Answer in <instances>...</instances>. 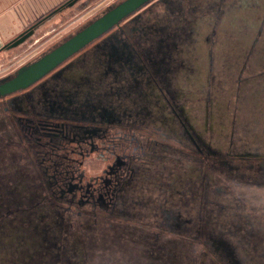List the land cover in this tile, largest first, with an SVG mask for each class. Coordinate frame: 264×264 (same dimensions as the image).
I'll return each instance as SVG.
<instances>
[{
	"label": "flooded vegetation",
	"instance_id": "1",
	"mask_svg": "<svg viewBox=\"0 0 264 264\" xmlns=\"http://www.w3.org/2000/svg\"><path fill=\"white\" fill-rule=\"evenodd\" d=\"M230 44L223 63L238 68L235 94L238 102L249 99L251 106L243 108L247 114L242 118L223 116L225 103L214 97L211 83L216 46L228 49ZM204 91L205 116L200 106ZM226 123L231 129L225 152L218 144ZM239 127L256 133L236 139ZM262 144L264 0H153L28 89L0 99V235L17 227L36 240L39 225L29 224L22 209L18 212L25 220L15 218L20 223L9 227V206H18L24 192L34 194L24 183L25 168L47 160L42 172L50 200L67 203L64 212L85 215L88 225L99 223V211L114 218L153 217L155 240L162 237L168 248L164 234L182 237L196 228L190 203L201 198L203 183L208 192L213 185V206L228 211L227 223L247 225L246 211L264 215ZM11 147L20 151L19 181L9 172ZM94 154L106 167L102 176L88 179L81 166ZM207 169L221 171L230 185L215 187L214 179L200 182L201 171L206 175ZM208 192L204 190V197ZM81 206L91 210L80 211ZM30 214L35 216L30 222H37L36 205ZM247 234L254 238L248 241H264L262 231ZM244 238L237 242L243 245ZM213 242L231 264H243L235 242L215 232ZM221 243H227L231 257ZM242 254L250 256L249 251Z\"/></svg>",
	"mask_w": 264,
	"mask_h": 264
},
{
	"label": "rangeland",
	"instance_id": "2",
	"mask_svg": "<svg viewBox=\"0 0 264 264\" xmlns=\"http://www.w3.org/2000/svg\"><path fill=\"white\" fill-rule=\"evenodd\" d=\"M120 1L122 0H89L87 4L89 7L88 10L84 14H80L78 11L79 17H76L78 14L75 15V13H66L67 15H64L65 17L62 15V17L58 16L54 19V24H59L55 28L56 30L46 31L51 29H46L47 26H38L35 28L32 36L22 45L11 51L0 52V78L14 74V72L23 65L36 60L55 45H58L70 35L76 33L80 28L92 20L95 15H100L106 9ZM75 4L71 7H74ZM68 16H70L71 19H69ZM17 36L18 35L6 36L5 38L0 36V39L3 37L1 40L4 43H8ZM220 46H216L214 51L217 61L213 66V81L211 82L213 84V94L214 97L223 100L225 103L223 109L224 117H231L235 113V115H238V118H242L243 112L247 114V110L243 108L251 107L248 105L250 101L249 99L243 101L240 99V102H238V95L235 94V87L238 84L239 77L238 68L232 70L223 63V58H226L225 55L230 51L233 45L230 44L228 49ZM207 78L208 75L204 74L202 83L204 86L209 84L206 81ZM251 81L254 82L255 80L252 79ZM243 87L242 85L240 91H242ZM240 96L244 97L246 94H240ZM206 98L207 94L206 91H204L202 93L200 105L203 116H205V108L207 105ZM226 126L227 127L221 129L223 139L222 143L218 144L223 150L225 149V152L228 144V141H225L226 134L228 135L231 129L230 123H226ZM240 129L241 127H239L238 131L235 133L236 139L246 137L250 132L256 133L252 130L247 132ZM260 146L262 149L264 148V144ZM189 148H186V151H188ZM19 152L20 151L17 149L10 148L12 162L10 163L9 172L13 171L12 176L18 179V181L21 179V163L16 161V156L20 154ZM76 158L79 157L77 156ZM25 163H27V161ZM44 163L46 165L49 164L48 160L46 162L42 161L41 163L35 161L31 163V166L29 165V167L25 168V176L27 178L24 183L26 187L30 186L31 192H34L35 195L24 192L25 195L22 198V202L19 204L20 206H9L10 213L8 217L10 221L9 227H11V223L12 225L20 223L19 221H15V218H20V221L29 218L27 220L29 224L39 225V234L36 236V240H34L33 234L22 229L18 230L16 227L8 230L9 233H5V235L2 236L0 235V264H101V261L109 259L107 257L112 258L114 261L112 264H231V259H227L224 254H222V249L216 250L218 244L213 242V232H215L216 235L222 233V236L227 240L229 239L235 242L234 244L237 245V250L242 260L239 258L237 259L242 261L243 264H264V241L258 239L248 241L249 238H254L250 237L248 234L246 235L247 232L255 234L257 231H262L264 235V215H261L259 212H256L255 215L252 213L251 215L249 212L252 211H246L245 213H248L250 216L246 221L248 222L247 225L243 223L241 227H237L233 222L227 223L226 212L228 211L225 209L220 210V207L213 206V185H209V192L207 189L201 187V198L198 197L197 203H190L191 214L198 222L196 228H194V226L193 229L189 228V230L183 232L182 237L173 235L171 232L164 234L169 240L165 242L168 247L166 248L165 245L161 243L164 241L162 237L159 241L155 240V234L158 228L154 224H151V222L155 221L153 217H148L147 220L142 221V218L133 219L132 217L135 216L131 217V215L121 214L117 218H114L115 216L113 214L99 211V216L102 218L98 220L99 224L96 225L92 220V224L88 225L85 221L86 219H84L85 215L80 218V216L77 215L70 216L69 213H72L71 211L69 213L64 212V209L68 208L70 205L60 200L52 202L49 198L48 193L50 188L47 187V178L44 172H42L44 171ZM35 167L37 171H39L38 174L41 177V181L37 180L39 176H35L36 174L34 175L32 173ZM105 167L104 161H101L98 155L94 154L91 155L86 162L84 161L81 166V171H83L89 179L102 176ZM19 168L20 175L18 173ZM201 172L203 181L200 180V182L214 179L215 183L218 181L215 187L223 188L230 185L224 180V174H221V171L216 173L207 169L205 170L206 175L204 171ZM72 183L76 184L77 181H73ZM38 184L40 186H36ZM9 185L10 187L14 186L12 182L9 183ZM204 190L208 192L205 197L203 194ZM77 194H80V192ZM30 195L33 197L29 198ZM14 196L15 195L11 194L10 198ZM57 197L60 198L59 193H57ZM16 202L18 203L17 200ZM35 205L38 210V221L31 223L30 221L33 220L35 216L34 214L31 215L30 212L35 210ZM137 208L145 212L144 208L139 206ZM21 209L24 211L23 216L25 219L19 215L18 211ZM72 209L75 210V206H73ZM47 210H51L52 212ZM79 210L85 212V210L91 209L81 206ZM199 210L201 211V218L197 220ZM216 211H219L222 215H218ZM188 218L189 217L186 216V219ZM50 219L55 220L51 222V226L56 233L46 236L43 230L44 224L46 222L49 223ZM242 221L245 222V220ZM21 224L25 226L24 223ZM187 225L192 226L191 224ZM99 226H102V228L99 229ZM47 227L48 224L45 228ZM75 231L78 232V235H74L77 237L76 240L72 239V236H70V233L72 234ZM231 234H237V236ZM194 236H197V239L194 238ZM243 236L245 237L244 239H247V242L240 245L237 241L238 238L242 239ZM42 239L45 240L41 242ZM68 239H70V242H68ZM63 245L66 246L65 250H62ZM254 248L258 250L256 251ZM245 251H249V257L246 254H242ZM68 257H71L73 261L71 262Z\"/></svg>",
	"mask_w": 264,
	"mask_h": 264
},
{
	"label": "water",
	"instance_id": "3",
	"mask_svg": "<svg viewBox=\"0 0 264 264\" xmlns=\"http://www.w3.org/2000/svg\"><path fill=\"white\" fill-rule=\"evenodd\" d=\"M78 1L72 0L66 5L71 7ZM151 1L153 0H122L108 8L102 15L87 23L68 39L36 60L20 67L13 76L0 80V99L28 89ZM38 25L29 28L8 43H4L0 39V52L22 45L32 36ZM201 187L205 188L204 183ZM220 245L231 257V249L227 246V243H221Z\"/></svg>",
	"mask_w": 264,
	"mask_h": 264
},
{
	"label": "crops",
	"instance_id": "4",
	"mask_svg": "<svg viewBox=\"0 0 264 264\" xmlns=\"http://www.w3.org/2000/svg\"><path fill=\"white\" fill-rule=\"evenodd\" d=\"M71 1L72 0H0V36L5 38L6 36L20 35L60 9L50 20L40 24L42 26H47L46 29H51L46 31L56 30L55 28L59 24H54L55 21L53 20L58 16H66V13H75V15H77L78 11L80 14H84L89 8L87 6L89 0H79L75 4V8H64V6ZM76 17H79V14ZM68 18L71 19L70 16H68ZM3 37H1V39Z\"/></svg>",
	"mask_w": 264,
	"mask_h": 264
},
{
	"label": "trees",
	"instance_id": "5",
	"mask_svg": "<svg viewBox=\"0 0 264 264\" xmlns=\"http://www.w3.org/2000/svg\"><path fill=\"white\" fill-rule=\"evenodd\" d=\"M67 7V5H65L64 6V8H66ZM60 10V9H59ZM59 10H57V11H59ZM56 11V12H57ZM56 12H54L53 13V15L54 14H56ZM52 14H51V16H49L48 18H45L43 21H41L40 23H39V25L40 24H42V23H44L45 21H47V20H49L52 16H53ZM37 28V27H36ZM48 224V227L45 229V227H44V229L45 230H47V233L45 232L44 234L46 235V236H50V235H52V232H54L55 230H53L51 227V221L49 222V223H47ZM99 224V223H98ZM98 224H96V225H98ZM65 228V227H64ZM100 228H102V226H99V229ZM63 231V230H62ZM54 233H56V231L54 232ZM74 235H78V232L77 231H75V232H73L72 234L70 233V236H72V239H74V240H76L77 239V237H75ZM58 238V237H57ZM70 238V237H69ZM42 241H44L43 239L41 240V242ZM68 242H70V239H68ZM65 248H66V246H62V250H65ZM69 258V260L72 262L73 261V259L71 258V257H68ZM107 258H109V259H107L106 261L105 260H103V261H101V264H112L114 261L112 260V258L111 257H107ZM110 260V261H109Z\"/></svg>",
	"mask_w": 264,
	"mask_h": 264
},
{
	"label": "bare ground",
	"instance_id": "6",
	"mask_svg": "<svg viewBox=\"0 0 264 264\" xmlns=\"http://www.w3.org/2000/svg\"><path fill=\"white\" fill-rule=\"evenodd\" d=\"M45 240V239H44Z\"/></svg>",
	"mask_w": 264,
	"mask_h": 264
}]
</instances>
